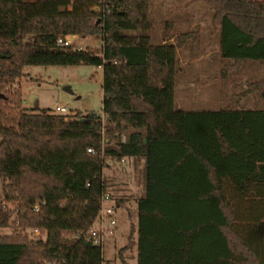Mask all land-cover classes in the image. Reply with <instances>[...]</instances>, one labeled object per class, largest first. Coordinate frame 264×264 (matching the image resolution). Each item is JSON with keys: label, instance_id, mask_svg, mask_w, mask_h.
Returning a JSON list of instances; mask_svg holds the SVG:
<instances>
[{"label": "trees", "instance_id": "16d2710c", "mask_svg": "<svg viewBox=\"0 0 264 264\" xmlns=\"http://www.w3.org/2000/svg\"><path fill=\"white\" fill-rule=\"evenodd\" d=\"M195 3L212 12L231 62L222 79L264 63V1L176 10ZM150 14L151 0H0V229L11 231L0 264H101L87 236L108 189L103 169L122 159L142 164L137 264H264V108H176L177 51L191 34L153 44ZM72 36H101L102 47L55 45ZM80 65L102 69V115L27 111L10 89L26 66ZM255 93L264 105V80L239 97Z\"/></svg>", "mask_w": 264, "mask_h": 264}, {"label": "rangeland", "instance_id": "374dc122", "mask_svg": "<svg viewBox=\"0 0 264 264\" xmlns=\"http://www.w3.org/2000/svg\"><path fill=\"white\" fill-rule=\"evenodd\" d=\"M190 1L151 0L152 27L147 35L153 44H160L170 36L191 34L177 51L178 62L187 61L193 64L178 70L174 89L175 100H178L182 110L264 108L258 93L239 97L248 84L264 80V63L244 62L240 68H230L226 71L222 79V70L231 62L222 59L220 55L219 33L213 29L212 12L202 3L176 10L188 5ZM169 21L174 25L167 36L165 28L166 22ZM28 39L26 37L24 42ZM70 40L72 48L78 50H100L102 47L101 36H72ZM22 71L24 75L14 81L10 89H18L23 109L57 113V107H64L70 114L102 115L101 68L84 65L26 66ZM141 167V164L134 166L131 161L125 160L123 163L108 162L107 167L103 169V176L108 185L107 192L112 196L115 205L122 198L125 202L116 211L115 235L106 239L101 247V264H137L135 200L142 195ZM1 195L0 179V197ZM34 230L26 229L23 233L31 240L45 239L44 233L36 235ZM10 232V229H0V235Z\"/></svg>", "mask_w": 264, "mask_h": 264}, {"label": "built area", "instance_id": "2783aa9c", "mask_svg": "<svg viewBox=\"0 0 264 264\" xmlns=\"http://www.w3.org/2000/svg\"><path fill=\"white\" fill-rule=\"evenodd\" d=\"M70 10V8H69ZM55 45L57 47H72V43L70 40V37H61L58 38L55 42ZM57 113H67V108H56ZM88 154H94L92 149H87ZM125 159H122L120 161H112L115 163H123ZM88 186V183L86 184ZM115 202L112 199V196L106 191L102 193V196L100 198V210L99 215L97 218L96 223L94 226L89 230L87 239H90L92 244L97 247H102L103 243L106 239L113 237L116 232L117 227V211ZM34 210H37V207L34 208ZM34 233L36 235H40V231L38 229L34 230Z\"/></svg>", "mask_w": 264, "mask_h": 264}, {"label": "crops", "instance_id": "0c3cea01", "mask_svg": "<svg viewBox=\"0 0 264 264\" xmlns=\"http://www.w3.org/2000/svg\"><path fill=\"white\" fill-rule=\"evenodd\" d=\"M183 20V19H182ZM187 20V18L185 19V21ZM191 20V19H190ZM190 23V26H191V22H189ZM173 25L174 24H172V27H173ZM165 30H166V28H165ZM178 35H174V37H172V39L170 40V42L171 43H174V38L175 37H177ZM179 64H178V70L179 69H181V68H183V67H185V65H191V64H193V63H190V62H187V61H185V62H181V61H179L178 62ZM174 100H175V96H174ZM175 105H176V108H178V109H181L182 110V107L179 105V103H178V100H175ZM194 111H200V110H194ZM142 165V164H141ZM261 222H264L263 220L261 221ZM136 263H137V255H136Z\"/></svg>", "mask_w": 264, "mask_h": 264}, {"label": "water", "instance_id": "95a60500", "mask_svg": "<svg viewBox=\"0 0 264 264\" xmlns=\"http://www.w3.org/2000/svg\"><path fill=\"white\" fill-rule=\"evenodd\" d=\"M0 58H3V56H2V55H0Z\"/></svg>", "mask_w": 264, "mask_h": 264}]
</instances>
